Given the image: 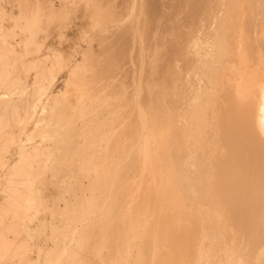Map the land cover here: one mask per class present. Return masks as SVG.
Listing matches in <instances>:
<instances>
[{
  "label": "bare ground",
  "instance_id": "6f19581e",
  "mask_svg": "<svg viewBox=\"0 0 264 264\" xmlns=\"http://www.w3.org/2000/svg\"><path fill=\"white\" fill-rule=\"evenodd\" d=\"M94 2L104 21L125 0ZM126 6L115 30L134 86L111 92L137 105L116 101L108 116L86 100L53 114L35 83L8 79V62L40 58L14 54L0 11V149L17 160L0 173V264H264V0H129L121 16ZM26 104L63 127L56 139L33 129L35 153L3 128Z\"/></svg>",
  "mask_w": 264,
  "mask_h": 264
},
{
  "label": "rangeland",
  "instance_id": "374dc122",
  "mask_svg": "<svg viewBox=\"0 0 264 264\" xmlns=\"http://www.w3.org/2000/svg\"><path fill=\"white\" fill-rule=\"evenodd\" d=\"M21 1L23 2V0H0V11H4L2 13L5 14L4 27L7 29V34H10L4 40L14 49V54L22 55L27 51H37L40 61L33 67L24 68L20 66L21 58H15L8 62L4 69L8 71V79L15 83L24 82L23 91H28L35 83L33 88L38 90L37 95L44 99V103L48 104L49 111L53 114L70 115L74 110L81 112L85 100L87 103L103 105L105 108L103 113L107 116L109 109H112L111 105L116 101L118 104L126 102L123 106H129L130 103L137 105L135 95L123 99L120 94L111 92L122 89L129 91L134 86L129 84L130 73L135 72V69L130 68L134 61L127 60V52L126 55L122 54V51H127V47L121 50L120 45L124 40L121 41L120 32L115 30L117 26L130 19L132 9L129 6H126V13L121 16L124 5H127L129 0H125L124 5L122 3L116 8L113 19L108 18L104 21L91 19L93 11L90 5L95 3L94 0H50L51 6H45V0H25V3L34 7L31 16H28L23 7L20 8L24 6L19 4ZM48 7H52L57 12L51 14ZM29 24L34 26L31 31L27 29ZM94 27L101 28L102 31L95 30ZM8 82L7 78H0V84L5 85ZM76 82L79 83L77 86L80 89L79 95L70 90L75 88ZM82 82L84 85H81ZM83 87L89 88L90 93L84 95L81 92ZM59 100L63 102L60 107L55 105ZM29 108L26 104L25 107L12 111L10 116L5 118L7 125L3 128L7 132L11 131L16 140L20 139L21 144L34 145L35 148H29L28 151L35 153L41 143L38 138L31 137L33 129H44L48 125L54 130V133L51 132V137L56 139L62 136L60 129L63 127L60 125V118L52 120L49 117L38 118L39 116L31 118L32 111ZM31 119L34 120L33 124L30 123ZM78 126H82L81 122H78ZM0 129L2 130L1 127ZM23 132L25 135L22 134ZM64 134L66 137L70 136L69 133ZM2 141L3 139L0 140ZM105 144L104 141L98 144L102 154ZM49 145L59 147V144L54 142ZM0 147L3 148L1 143ZM0 151L3 155L6 153L3 149ZM5 155L7 157L0 154V173L16 160V157L11 156L9 152ZM2 157L6 158L3 160ZM53 190L52 193L55 192V189ZM34 226L31 225L32 231L35 230ZM1 229L5 231L7 227ZM48 230L46 233L50 232ZM12 239L10 237L9 241L14 244ZM37 240L32 239V242L35 243ZM34 255H31L33 257L31 262L36 259Z\"/></svg>",
  "mask_w": 264,
  "mask_h": 264
}]
</instances>
